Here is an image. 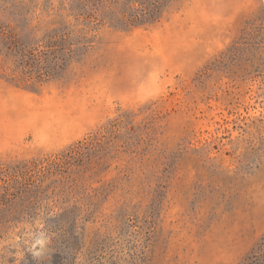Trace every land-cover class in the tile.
Wrapping results in <instances>:
<instances>
[{
	"label": "rangeland",
	"instance_id": "obj_1",
	"mask_svg": "<svg viewBox=\"0 0 264 264\" xmlns=\"http://www.w3.org/2000/svg\"><path fill=\"white\" fill-rule=\"evenodd\" d=\"M24 1L66 36L0 68V167L95 139L0 235V264H264V0H172L153 25L87 33L74 0ZM247 27L233 76L214 62Z\"/></svg>",
	"mask_w": 264,
	"mask_h": 264
},
{
	"label": "trees",
	"instance_id": "obj_2",
	"mask_svg": "<svg viewBox=\"0 0 264 264\" xmlns=\"http://www.w3.org/2000/svg\"><path fill=\"white\" fill-rule=\"evenodd\" d=\"M171 2L172 0H74V26L84 25L80 28V33H87L107 24L117 30L149 26L162 19ZM3 5L0 10L2 13L8 11V14H0V68H5L10 62L17 68H29L35 63L36 66L40 65L45 61L42 59L43 50L40 47H46L53 53L57 43L65 40V32L49 30L51 22H47L45 26L36 22L37 8L32 9L24 0H6ZM248 29L249 27L245 28L240 40L215 60L216 67H225L233 76L238 74L242 69L243 59L240 54L244 52L243 41L256 36L253 29ZM250 49L252 62L255 64L257 60H261L262 55L257 57L256 48ZM27 73H22L20 78L17 75L12 78L25 82L31 80L34 84L33 77L31 74L25 75ZM43 74L46 73H39L37 82L42 79ZM123 121L124 118H120L117 123L121 124ZM94 139L84 144L71 145L54 157L0 167V235L19 222L37 216L38 209L49 198L46 192L51 186L44 187L46 179L61 176L62 181V178L71 177L74 170H69L74 166V160L82 162L85 158L88 159V148L94 146ZM86 149L88 150L84 151Z\"/></svg>",
	"mask_w": 264,
	"mask_h": 264
}]
</instances>
